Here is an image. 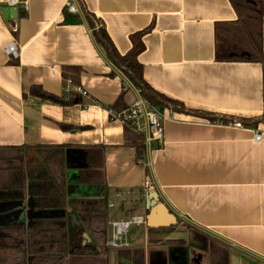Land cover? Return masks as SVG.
<instances>
[{
	"label": "crops",
	"instance_id": "1",
	"mask_svg": "<svg viewBox=\"0 0 264 264\" xmlns=\"http://www.w3.org/2000/svg\"><path fill=\"white\" fill-rule=\"evenodd\" d=\"M66 1L28 0V12L18 8L15 19L0 5V152L7 156L0 159V264H131L118 254L133 248L144 250V264H209L206 250L190 245L193 234L175 246L152 239L167 227L136 225L123 249L99 250L77 231L52 245L58 218L79 224L77 201L106 195L109 223L145 217L151 190L200 233L198 244L225 248L228 264H264V13L262 62L227 61L216 59L215 24L237 19L229 0H76L79 13L65 18ZM80 3L120 54L131 48V34L151 26L137 58L152 88L234 119L164 109L161 149L145 154L148 165L136 163L135 143L109 110L127 108L138 89L96 43ZM14 41L17 58L5 52ZM65 78L73 81L67 92ZM32 86L65 103L33 95ZM238 118L262 119L249 129L233 126L244 124ZM254 129L262 132L257 142ZM57 153L70 173L63 187L45 164Z\"/></svg>",
	"mask_w": 264,
	"mask_h": 264
},
{
	"label": "trees",
	"instance_id": "2",
	"mask_svg": "<svg viewBox=\"0 0 264 264\" xmlns=\"http://www.w3.org/2000/svg\"><path fill=\"white\" fill-rule=\"evenodd\" d=\"M80 1V0H77ZM234 8L237 19L234 22H220L215 24L216 37V59L218 60H244L250 62H262L263 60V0H229ZM82 12L92 29L93 37L96 43L102 48L108 60L120 70L126 78L138 89L142 98L148 101L151 105L161 109H168L176 113L190 114L208 120H219L226 122L233 117L220 116L205 111L202 109L187 107L181 100L171 98L152 88L143 78L142 65L138 61V55L143 51L144 45L142 36L151 29V26L146 29L135 32L130 35L132 42L131 48L125 53L120 54L113 45L106 30L99 24L98 20L91 12L80 3ZM64 17L67 18L70 14L66 8H63ZM65 78L64 80H66ZM72 81V79H70ZM65 82V81H64ZM73 82V81H72ZM30 92L33 95L48 99L57 103H65L61 96H55L42 90L40 86H32ZM121 95L115 103L121 102ZM239 119V118H238ZM262 118L239 119L245 125L254 126ZM63 128H71V126H62ZM127 139H132L135 143L137 154L141 152V136L132 132L128 127H125ZM50 151H47L48 153ZM59 154H54L45 158V164L51 172L52 178L55 179L62 187L65 186L66 176L64 173V161ZM101 157V156H100ZM6 160V159H4ZM21 174V169H16ZM78 203L83 207L78 212L79 224L68 220L63 216L58 218L56 231L60 234H51L53 246H63L67 241L70 232L82 231L94 238L96 246L99 250L105 248L106 240V216L105 210L107 205L106 195L98 199L79 200ZM89 204V205H86ZM82 234V233H80ZM203 238L205 236L203 235ZM206 239V238H205ZM190 245L206 250L208 253L209 264H228V251L222 246L206 241L203 245L198 244V240L189 239ZM68 242V241H67ZM80 242V241H79ZM47 242L45 241V244ZM50 246V244L47 243ZM118 257L131 264H144V250L140 248L120 250Z\"/></svg>",
	"mask_w": 264,
	"mask_h": 264
},
{
	"label": "built area",
	"instance_id": "3",
	"mask_svg": "<svg viewBox=\"0 0 264 264\" xmlns=\"http://www.w3.org/2000/svg\"><path fill=\"white\" fill-rule=\"evenodd\" d=\"M0 5L15 7L16 9L20 8L24 12H28L29 10L28 0H0ZM64 7L69 13H79L76 0H67ZM5 52L17 58L19 55L17 43L15 41L9 43L5 47ZM72 83L70 79L65 80V92L73 87ZM75 87L79 90V87ZM81 93L86 94L85 91H81ZM109 114L114 119L119 120L125 127H128L132 132L141 136V152L136 155V163L148 165L149 162L144 160L145 154L150 150H160L164 142V121L167 119L164 109L151 105L140 96L138 91V96L127 108L117 112L109 110ZM232 124L237 128H252V126L245 127L240 121H235ZM253 132L254 141H259L262 132L255 129ZM149 186L150 182H147L146 187L148 188ZM140 224L145 225L144 216H132L126 220L110 221L105 230V245L111 249L128 248L130 245L126 235L129 232L130 226Z\"/></svg>",
	"mask_w": 264,
	"mask_h": 264
},
{
	"label": "water",
	"instance_id": "4",
	"mask_svg": "<svg viewBox=\"0 0 264 264\" xmlns=\"http://www.w3.org/2000/svg\"><path fill=\"white\" fill-rule=\"evenodd\" d=\"M2 12L3 15L7 18L15 19L17 16V9L15 7L4 6L2 8ZM69 174L70 173L68 171L66 173V178L68 182H70ZM145 207L148 211L145 216V225L148 228L168 227L177 222L176 215L170 212L168 207L162 201L159 200L158 193L156 192V190H151L147 193L145 199ZM74 221L77 223L75 217Z\"/></svg>",
	"mask_w": 264,
	"mask_h": 264
},
{
	"label": "rangeland",
	"instance_id": "5",
	"mask_svg": "<svg viewBox=\"0 0 264 264\" xmlns=\"http://www.w3.org/2000/svg\"><path fill=\"white\" fill-rule=\"evenodd\" d=\"M49 154H50L49 152L48 153H46V152L43 153L44 156H47ZM3 157H4V159L7 158L6 153L5 152H0V159H3ZM84 167H85L84 168L85 170H88V171L92 170L89 164H86V165L84 164ZM89 176L90 175H88V177ZM83 184L84 185H82V187H85V186L94 187L93 185H89L90 184L89 181H85ZM107 225H108V223H106V227H107ZM142 225L143 224H141L139 226L142 227ZM135 228H136V225H131L129 231L134 230ZM80 233H83V232L82 231H80V232L78 231L77 232V234H80ZM166 233H173V234H166ZM184 234H186V236H187V234L188 235H192L193 234L191 238L195 239V236H196L195 234H200V233L198 231H196L195 229L189 227L188 225L182 223L181 221H177L175 224H172V225L168 226L167 228L162 229V233L161 234H152L151 237L155 241L165 242L164 244H166V243L174 244V246H175V245H180L181 244V240L180 239L182 238V235H184ZM170 237H173V238L172 239H168ZM210 242H212V241H210Z\"/></svg>",
	"mask_w": 264,
	"mask_h": 264
}]
</instances>
